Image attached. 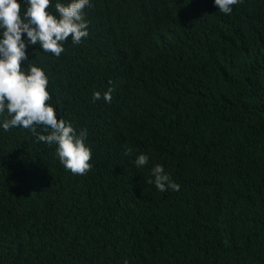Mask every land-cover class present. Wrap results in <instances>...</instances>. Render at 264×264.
I'll use <instances>...</instances> for the list:
<instances>
[{
  "label": "trees",
  "instance_id": "16d2710c",
  "mask_svg": "<svg viewBox=\"0 0 264 264\" xmlns=\"http://www.w3.org/2000/svg\"><path fill=\"white\" fill-rule=\"evenodd\" d=\"M232 7L90 0L79 44L26 47L92 168L0 115V264H264V0ZM157 164L179 191L148 183Z\"/></svg>",
  "mask_w": 264,
  "mask_h": 264
},
{
  "label": "clouds",
  "instance_id": "9594fccd",
  "mask_svg": "<svg viewBox=\"0 0 264 264\" xmlns=\"http://www.w3.org/2000/svg\"><path fill=\"white\" fill-rule=\"evenodd\" d=\"M242 0H214L221 13L230 14L234 5ZM27 5L21 16V3L18 0H0V115L7 113L2 127L5 131L13 127H23L32 132L37 142L57 145L56 153L60 162L74 174L85 175L91 170L89 163L91 150L86 146L87 130L79 134L57 114L50 101L48 77L40 67L32 66L26 70L22 62L27 60L26 47L39 45L43 52L59 57L64 52L63 42L71 37L74 44L89 35L88 22L84 19L83 10L90 6V0H71L64 5H54L55 14L48 9L51 0H23ZM26 34L27 45L22 39ZM30 62L29 64H31ZM28 64V65H29ZM112 88L104 93V100L111 102ZM101 98L100 92L93 93V102ZM42 128L44 135L37 131ZM50 130V131H49ZM126 148L125 154L132 153ZM149 164L146 154H139L135 159L136 167L143 168ZM155 187L161 192L172 189L179 191V185L172 182L165 169L157 164L151 168ZM125 264H128L125 261Z\"/></svg>",
  "mask_w": 264,
  "mask_h": 264
}]
</instances>
